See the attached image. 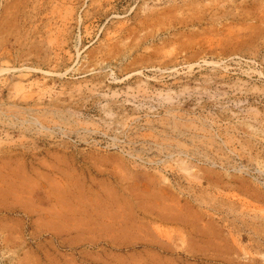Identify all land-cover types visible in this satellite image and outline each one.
I'll return each mask as SVG.
<instances>
[{
    "label": "rangeland",
    "instance_id": "374dc122",
    "mask_svg": "<svg viewBox=\"0 0 264 264\" xmlns=\"http://www.w3.org/2000/svg\"><path fill=\"white\" fill-rule=\"evenodd\" d=\"M0 264H264V0H0Z\"/></svg>",
    "mask_w": 264,
    "mask_h": 264
}]
</instances>
